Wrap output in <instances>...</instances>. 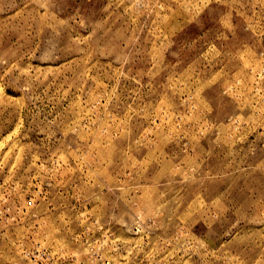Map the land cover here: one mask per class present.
Returning a JSON list of instances; mask_svg holds the SVG:
<instances>
[{
    "label": "rangeland",
    "instance_id": "374dc122",
    "mask_svg": "<svg viewBox=\"0 0 264 264\" xmlns=\"http://www.w3.org/2000/svg\"><path fill=\"white\" fill-rule=\"evenodd\" d=\"M0 264H264V0H0Z\"/></svg>",
    "mask_w": 264,
    "mask_h": 264
}]
</instances>
